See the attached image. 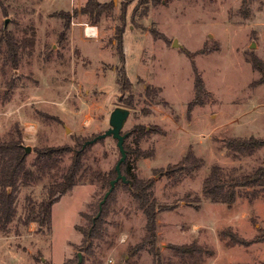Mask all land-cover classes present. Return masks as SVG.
<instances>
[{
	"label": "rangeland",
	"instance_id": "1",
	"mask_svg": "<svg viewBox=\"0 0 264 264\" xmlns=\"http://www.w3.org/2000/svg\"><path fill=\"white\" fill-rule=\"evenodd\" d=\"M97 1L115 9L92 25L77 14L88 0H0V37L8 31L21 45L18 70L0 54V138L20 132L31 162L37 149H77V143L93 140L109 129L116 108H126V164L138 178L154 179V196L172 208L158 216L161 253L169 257L170 246L197 242L214 252L204 264H264V193L254 201L238 199L231 208L202 197L212 167L251 175L264 160V0H163L134 18L138 0ZM124 7L122 62L115 30ZM60 12L69 14L66 32ZM87 27L97 36L85 37ZM123 68L131 91L117 83ZM197 78L204 87L198 96ZM250 138L263 142L252 156L235 159L225 148L228 140ZM189 152L204 166L180 181L170 179ZM120 158L112 137L90 145L81 182L53 206L51 232L35 233L36 224L18 234L15 227L10 234L0 231V264H74L79 253L83 264H155L147 249L138 250L146 218L123 183L110 196L104 231L91 253L81 250L80 228L99 216L109 189L90 180L94 173L115 171ZM49 182L23 189L20 209L29 190L40 197ZM222 231L244 244L223 242Z\"/></svg>",
	"mask_w": 264,
	"mask_h": 264
},
{
	"label": "trees",
	"instance_id": "2",
	"mask_svg": "<svg viewBox=\"0 0 264 264\" xmlns=\"http://www.w3.org/2000/svg\"><path fill=\"white\" fill-rule=\"evenodd\" d=\"M162 1L138 0L133 18L147 16L151 6L155 7L161 4ZM114 9L115 7L112 3L88 0L77 14L80 13L88 17L92 25H98L103 17L110 15ZM68 15L64 12L58 14V17L65 21V32L70 28ZM126 18L127 8L124 7L118 17L121 26L117 25L115 30L117 51L122 62H125L123 36ZM3 47L4 49H2ZM20 51L21 45L17 39L10 32L3 31L0 37V54L1 57L5 58L6 63H11L14 70L19 68ZM252 64L256 69L261 70L262 65L257 61L253 60ZM117 83L123 92L133 89L124 68L119 72ZM195 89L196 96L204 91L203 82L200 78L196 79ZM149 91L150 88L148 87L146 89L148 95ZM128 105L132 106L131 103ZM190 111L191 108L189 109ZM86 142L77 143V149L70 146L37 149L35 150V158L28 162L29 155L26 153L20 132L19 137L0 138V231L2 233L10 234L13 227H15V231L18 234L21 232V227L27 230L32 224H36L38 227L35 233L48 234L51 232L53 206L63 196L72 191L81 182L82 177L86 173L87 168L85 167L84 158L86 150L90 146L84 147ZM262 146L263 142L255 138L248 140L233 139L225 143L226 150L235 159L252 156ZM70 153H73L71 163L69 166L62 167L64 157ZM150 156L151 154H148L146 157ZM203 166L204 161L189 152L180 162V172L177 177L173 175H168V177L174 181H180L184 177L193 175ZM123 170H125V175L130 181L129 184L125 185L129 188L138 209L142 211L146 218V235L138 248L139 251L147 249L153 256L155 264H176L173 258H176L177 264H204L207 258L213 257L214 252L202 247L197 242L188 245L170 246L172 255L165 257L157 246L158 216L165 211L172 210V208L159 204L154 196V179L145 180L138 178L131 172L129 164L126 163L122 165V173ZM116 177V171H112L109 174L97 172L93 174L90 182L95 183L98 181L104 187H109L110 189V183ZM45 179H50V182L47 185H43L40 197L35 196V193L33 194V191L29 190L30 193L26 197L25 205L20 209L19 195L22 190L33 188ZM262 193H264V160L262 165L251 175L239 174L235 169L226 171L219 166L212 167L208 177L205 179L202 197L211 203L222 204L231 208L238 199L247 198L250 201H254ZM110 196L98 211L99 216L90 221V226L86 229L80 228L83 234L81 250L91 253L90 248L94 240L101 237L104 231L103 218L105 217V209ZM197 202L200 204L202 198H198ZM220 239L223 242H228L231 246L244 244L237 235L232 234L230 231H222ZM78 261L79 258L74 264H78ZM44 264L50 263L46 262Z\"/></svg>",
	"mask_w": 264,
	"mask_h": 264
},
{
	"label": "water",
	"instance_id": "3",
	"mask_svg": "<svg viewBox=\"0 0 264 264\" xmlns=\"http://www.w3.org/2000/svg\"><path fill=\"white\" fill-rule=\"evenodd\" d=\"M173 46L178 47L179 45L175 41ZM250 48L255 49L256 48L255 43H253L250 46ZM129 115H130V111L128 109L122 108V107L116 108L110 115V120H109L110 127H109V129L105 133L95 137L93 140L87 141L84 145V147H86L88 145H93L100 140H104L108 137H112L114 140L117 141V147H118L119 152L121 154V158L115 167L117 177L113 181H111L110 189L105 194L104 199L100 203V208H102V206L107 201L108 197L113 193V191L115 190L116 185L118 183H120V182H122L124 184L130 183V181L127 179L126 175H124L122 173V165L126 163L127 157H128L127 151L125 149V141H126L127 135L122 134V131H123V128H124L126 121L128 120ZM25 150H26V153L29 154L31 152V147H25ZM78 258H79L78 264H81L82 263V254L81 253L78 254Z\"/></svg>",
	"mask_w": 264,
	"mask_h": 264
},
{
	"label": "bare ground",
	"instance_id": "4",
	"mask_svg": "<svg viewBox=\"0 0 264 264\" xmlns=\"http://www.w3.org/2000/svg\"><path fill=\"white\" fill-rule=\"evenodd\" d=\"M85 31H86V35L88 37H92V36H96L97 35V31H96V29L94 27H87L85 29Z\"/></svg>",
	"mask_w": 264,
	"mask_h": 264
},
{
	"label": "crops",
	"instance_id": "5",
	"mask_svg": "<svg viewBox=\"0 0 264 264\" xmlns=\"http://www.w3.org/2000/svg\"><path fill=\"white\" fill-rule=\"evenodd\" d=\"M84 31V30H83ZM85 37H87V38H92V37H88L86 34H85Z\"/></svg>",
	"mask_w": 264,
	"mask_h": 264
},
{
	"label": "built area",
	"instance_id": "6",
	"mask_svg": "<svg viewBox=\"0 0 264 264\" xmlns=\"http://www.w3.org/2000/svg\"><path fill=\"white\" fill-rule=\"evenodd\" d=\"M97 36V35H96ZM96 36H92V37H96Z\"/></svg>",
	"mask_w": 264,
	"mask_h": 264
}]
</instances>
